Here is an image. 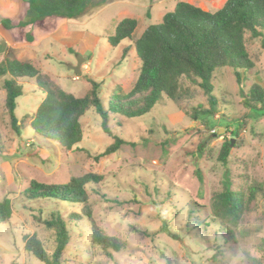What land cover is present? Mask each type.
<instances>
[{"label": "rangeland", "instance_id": "374dc122", "mask_svg": "<svg viewBox=\"0 0 264 264\" xmlns=\"http://www.w3.org/2000/svg\"><path fill=\"white\" fill-rule=\"evenodd\" d=\"M179 1L214 11L227 0H112L93 17L47 18L44 25L49 28H58L54 22H62L74 33L86 32L82 48L74 54L64 41L45 39L49 33L45 29L33 44L21 42L24 34L19 29L10 32L0 26V31L6 33L23 61L48 75L63 91L83 97L90 89L88 79L100 83L101 100L108 107L111 95L130 92L141 69L135 52L119 61L121 49L130 40H123L118 48L109 44L118 23L127 18L139 21L135 32L139 37L150 25L161 23L163 15ZM22 2L0 0V21L4 19L1 10ZM263 41L264 35L258 39L247 36L255 67L240 72L242 84L230 67L215 72L212 83L217 105L212 115L191 118V107L211 109L204 92L190 85L194 98L187 112L163 99L141 118L111 116L109 127L125 145L98 161L95 157L114 139L103 131L95 109L81 120L82 142L65 151L29 127L28 117L46 97L30 79L20 80L24 94L17 99L15 114L21 127L20 133L16 132L5 107V77H0V201L8 198L13 205L10 221L0 223V264H44L24 250L25 238L35 236L51 255L55 235L45 221L52 215L64 218L71 237L62 264H213L216 248L222 249L227 264H264L261 202L253 203L244 214L232 243L225 244L213 215L214 197L226 189L245 200L252 187L264 189V112L242 103V91L247 94L255 84L264 90ZM4 42L0 37V66L5 59L17 57L3 49ZM78 56L85 59L80 75L70 69L77 65ZM225 142L232 146L223 162L219 156ZM88 174L102 177L100 183L87 187L96 223L106 235L126 244L121 252H112V258L92 244L91 222L83 205L23 197L33 180L64 185Z\"/></svg>", "mask_w": 264, "mask_h": 264}, {"label": "trees", "instance_id": "16d2710c", "mask_svg": "<svg viewBox=\"0 0 264 264\" xmlns=\"http://www.w3.org/2000/svg\"><path fill=\"white\" fill-rule=\"evenodd\" d=\"M23 1L28 5L24 20L14 26L9 19H1L0 23L6 30L31 27L50 17L78 20L93 15L112 2ZM137 25L135 19H124L118 24L115 35L108 38L112 47H117L123 40H130L133 46L122 50L120 61H124L130 50L134 49L141 63L140 72L130 92L123 96L111 95L108 107L101 100V84L93 79H88L90 89L87 93L83 97H76L63 91L31 63L5 59L0 66V77H5V107L16 132L20 133L21 127L15 114L17 99L24 94L21 79L33 80L46 94L36 113L28 117L29 127L39 137L57 143L65 151L72 150L82 142L84 130L81 120L87 112L95 109L101 118L103 131L114 139L102 154L95 157L96 161L117 153L125 145V141L114 136L109 127L111 116L141 118L150 114L163 99L171 101L180 111L187 112L189 101L194 98L190 85L204 92L211 109L205 110L201 105L191 107V118L198 120L201 115H212L217 105L212 83L215 72L230 67L235 72L238 84H242L240 72L255 67L247 48V36L258 39L264 35V0H227L220 9L214 11H205L189 2L179 1L173 10L164 14L161 23L147 27L139 38L135 36ZM27 41L33 42L34 38L28 35ZM262 46L264 49V41ZM2 47L9 50L6 44ZM70 51L71 54L75 53ZM242 93L243 105L264 112V90L261 86L255 84L247 94ZM230 144L225 142L221 148L219 157L223 162L227 161L230 154ZM101 180L102 177L95 174L72 178L64 185L43 184L33 180L24 190L23 197L28 201L54 199L83 205V213L91 222L92 244L102 248L112 258V252H121L126 244L106 235L94 219L87 187ZM257 201L262 203L264 218V189L261 187H252L247 200L230 189L214 197L213 215L225 244L235 240L236 229L244 214ZM12 215V201L8 198L0 201V223L9 222ZM45 225L55 235L53 253L50 255L35 236L25 238L24 250L44 264H62L63 254L71 240L67 222L61 216L52 215L45 221ZM261 249L264 252V244ZM221 250L216 248L213 264H227Z\"/></svg>", "mask_w": 264, "mask_h": 264}, {"label": "crops", "instance_id": "0c3cea01", "mask_svg": "<svg viewBox=\"0 0 264 264\" xmlns=\"http://www.w3.org/2000/svg\"><path fill=\"white\" fill-rule=\"evenodd\" d=\"M222 1L223 0H219L220 3ZM12 7L13 8L10 7V8H7V10H1V11L3 13L4 19H9L12 22V25L17 26L22 20H24L25 15H26V12L28 10V5L25 2L17 3V4H14L13 3L12 4ZM174 7H175V5H174ZM100 10H102V8L99 9V11ZM6 11H7V13H6ZM87 17H93V15L87 16ZM46 21H47V19L46 20H43V21H41V22H39L37 24H35L34 26L19 29L21 31V33L24 34L23 35V38H21L22 36H20V38L22 40L21 42L24 43V44H33L37 40V37L36 36H40V30L41 29H45V31H44L45 33H46V31L49 32V33H46L45 39H51L52 42H54L53 40H56V42H58V39H60V40H62V41L65 42V45L66 46L70 45L69 48H71L75 52H76V49H79L80 50L82 48L81 46H82L83 41L85 39V36L84 35H85L86 32H84L83 35H81L79 33H74V32H72V31H70V30L67 29V24L66 23H62V22H61V24H59L58 22H54V23H56L58 25V28H54V27L49 28V27H47L48 24H45L44 25V23ZM138 24H139V21H138ZM0 26H1V28L3 27L2 25H0ZM117 26H116V28H117ZM15 30H18V29L7 30V31L14 32ZM1 31H3V30H1ZM1 31H0V37H1V39L5 41L4 42L5 44L7 43L10 46V47L8 46L9 47V50H11L13 53L15 52V54L17 55V57H15L14 59L19 60V61H22V62H27V61H23V59L20 58L19 52H17L18 49L16 47H14V44L11 43L7 39L6 33H3ZM26 33H29L28 35H31L34 38V41L33 42H28L26 40V36H28V35H25ZM139 37H137V38H139ZM120 44H119V46H120ZM119 46H117V48ZM130 46H133V43L131 41H128V45L127 46H124L121 50H123L124 48H128ZM51 47H52V45H51ZM134 52H135V50L134 49H131L129 54L132 55ZM120 58H119V61H120ZM28 63H30V62H28Z\"/></svg>", "mask_w": 264, "mask_h": 264}, {"label": "water", "instance_id": "95a60500", "mask_svg": "<svg viewBox=\"0 0 264 264\" xmlns=\"http://www.w3.org/2000/svg\"><path fill=\"white\" fill-rule=\"evenodd\" d=\"M85 62V59L82 56L77 57V65L71 66L70 69L74 71L76 75H80L82 73V64ZM233 143V142H232ZM232 146V144H231Z\"/></svg>", "mask_w": 264, "mask_h": 264}]
</instances>
